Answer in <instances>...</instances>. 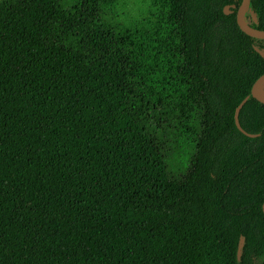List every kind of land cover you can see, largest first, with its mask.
<instances>
[{
  "label": "trees",
  "instance_id": "obj_1",
  "mask_svg": "<svg viewBox=\"0 0 264 264\" xmlns=\"http://www.w3.org/2000/svg\"><path fill=\"white\" fill-rule=\"evenodd\" d=\"M135 1L0 0V264H264V38Z\"/></svg>",
  "mask_w": 264,
  "mask_h": 264
},
{
  "label": "water",
  "instance_id": "obj_2",
  "mask_svg": "<svg viewBox=\"0 0 264 264\" xmlns=\"http://www.w3.org/2000/svg\"><path fill=\"white\" fill-rule=\"evenodd\" d=\"M249 3L250 0H241L239 6L237 7L236 10V23L238 25V27L245 32L246 34L253 36V37H257V38H264V29H259L256 27H253L252 25L249 24V22L246 20L245 18V13L247 11H249ZM235 4L230 5H225L224 6V12L226 14L230 13L232 10L231 8H234ZM254 18H255V14L252 13ZM262 56H264V51L259 50L257 48H255ZM259 89L262 90V92L259 91ZM250 95L257 99L258 101H260L261 103H264V72L259 75L255 81L253 82L251 89H250ZM249 95L245 96L240 102L239 104L236 106L235 108V112H234V120H235V124L237 126V128L242 131L244 134L249 135V136H254L255 134L253 133H249L247 131H245L240 123H239V118H238V114H239V110L241 108V106L243 105V103L246 101V99L248 98ZM262 210L264 212V202L262 204Z\"/></svg>",
  "mask_w": 264,
  "mask_h": 264
},
{
  "label": "rangeland",
  "instance_id": "obj_3",
  "mask_svg": "<svg viewBox=\"0 0 264 264\" xmlns=\"http://www.w3.org/2000/svg\"><path fill=\"white\" fill-rule=\"evenodd\" d=\"M136 1L134 2V0H129V6L132 7L133 5H135ZM247 21L249 20L248 18L246 19Z\"/></svg>",
  "mask_w": 264,
  "mask_h": 264
},
{
  "label": "bare ground",
  "instance_id": "obj_4",
  "mask_svg": "<svg viewBox=\"0 0 264 264\" xmlns=\"http://www.w3.org/2000/svg\"><path fill=\"white\" fill-rule=\"evenodd\" d=\"M259 91H260V92H262V90H261V89H259Z\"/></svg>",
  "mask_w": 264,
  "mask_h": 264
}]
</instances>
